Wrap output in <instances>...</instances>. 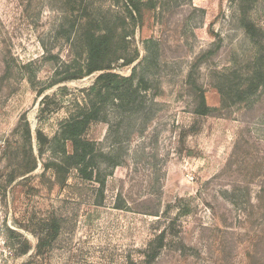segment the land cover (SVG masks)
<instances>
[{
  "label": "rangeland",
  "instance_id": "374dc122",
  "mask_svg": "<svg viewBox=\"0 0 264 264\" xmlns=\"http://www.w3.org/2000/svg\"><path fill=\"white\" fill-rule=\"evenodd\" d=\"M237 2L158 0L136 26L123 23V5L113 8L127 26L125 56L137 60L112 72L135 71L146 88L135 113L110 103L88 131L105 155L101 192L76 173L62 186L38 135L54 138L99 75L50 87L73 72L65 67L73 60L85 64L80 14L68 15L63 0H0V264H149L146 250L169 223L153 264H264V83L230 107L215 83L247 71L255 56ZM91 4L100 17L112 2ZM253 19L264 28V0ZM199 88L208 116L193 113ZM196 121L199 130L187 133ZM51 215L62 223L60 237L37 256L40 222ZM24 240L31 250L20 256Z\"/></svg>",
  "mask_w": 264,
  "mask_h": 264
},
{
  "label": "trees",
  "instance_id": "16d2710c",
  "mask_svg": "<svg viewBox=\"0 0 264 264\" xmlns=\"http://www.w3.org/2000/svg\"><path fill=\"white\" fill-rule=\"evenodd\" d=\"M111 2L112 5L103 16L94 17L91 15V0H63L66 13L74 16L78 12L82 19L78 33L86 49V61L80 68L76 67L77 60L66 65L65 67L72 68L73 72H68L63 79L54 81L50 87L66 81L79 80L95 73L99 75L90 88L82 91V94L72 101L68 117L62 122L60 131L54 138L48 141L39 131L40 143L48 142L49 151L55 156L54 160L46 163V167L54 170L62 186H66L69 176L76 173L78 178L86 183H97L100 191L103 192L105 181L100 180V166L105 155L98 148L96 141L88 138V131L92 125L105 120L104 108L110 103L131 106L130 112L135 113L137 109H134V104L139 94V87L144 85L146 88L145 79L137 77L135 71L130 77H123L112 72L121 60H123V66H130L137 60V57L125 56L129 35L124 26H127H119L118 17L114 14L113 8L123 5L125 14L123 23L125 24V20L129 19L136 26L142 21L145 10H154L157 7L158 0H111ZM258 2L259 0H238L237 2L239 23L254 44L256 52L247 71L223 73L215 80L223 107L247 101L264 83V28L253 19ZM202 13L205 14V10H202ZM113 17L115 20L112 19ZM200 63H196L193 69L199 67ZM191 78L192 74L189 78L190 82ZM199 89L193 113L197 117L208 116L213 110L207 104L205 92ZM25 124L30 135L29 123L25 122ZM193 124L187 133L199 130L197 121ZM185 135L186 132L183 136ZM117 165L113 164V167ZM35 168L28 169L27 173L33 172ZM155 216L160 217L159 214ZM40 223L37 234V256H43L51 251L62 231V223L55 215H51ZM170 231L169 223L164 229H160L150 242L146 250L149 264L156 262L165 249ZM9 233L15 234L11 230ZM22 242H24L22 247H18L21 249L17 250L20 256L28 254L31 250L27 240Z\"/></svg>",
  "mask_w": 264,
  "mask_h": 264
}]
</instances>
